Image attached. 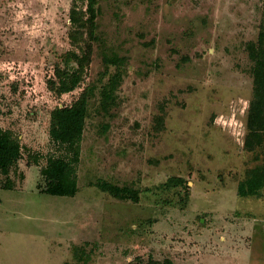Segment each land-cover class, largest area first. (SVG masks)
Masks as SVG:
<instances>
[{"label":"rangeland","instance_id":"obj_1","mask_svg":"<svg viewBox=\"0 0 264 264\" xmlns=\"http://www.w3.org/2000/svg\"><path fill=\"white\" fill-rule=\"evenodd\" d=\"M72 2L0 0V127L23 148L14 189H0V264H264V189L238 195L264 166V147L245 148L247 47L264 0H100L92 63L78 89L59 94ZM114 56L123 75L106 113ZM90 87L79 192L42 194L40 171L59 154L51 113ZM171 177L188 188L168 190ZM99 180L135 196L117 199Z\"/></svg>","mask_w":264,"mask_h":264},{"label":"trees","instance_id":"obj_2","mask_svg":"<svg viewBox=\"0 0 264 264\" xmlns=\"http://www.w3.org/2000/svg\"><path fill=\"white\" fill-rule=\"evenodd\" d=\"M99 2L100 0H73L72 2L68 34L71 49L62 56L63 68L56 70L59 94H69L78 89L92 63L93 42L97 39L96 22L100 16ZM247 50L253 63V97L247 113L245 148L248 151H254L264 147V20L258 41L248 44ZM105 62L106 65L118 66L119 71L111 76L100 92L101 108L107 113L115 103L116 91L123 75L120 68L124 62L115 56L105 57ZM93 93L92 87L87 88L73 105L52 111L49 137L51 142L58 146L59 154H51L46 166L40 171L45 182V186L39 185L42 194L54 197H75L79 192L77 164L89 113V99ZM22 150L19 139L11 131L0 127V189H14L9 177L22 159ZM2 177L5 178V182H2ZM163 186L168 190L180 186L188 188L186 181L178 177H171ZM95 187L121 200L135 196V192L130 188H121L105 180L96 182ZM263 189L264 166H261L251 170L249 177L239 184L238 195L242 198L258 196ZM82 257L84 255L77 259L82 260ZM148 264L174 263L171 260L160 262L150 258Z\"/></svg>","mask_w":264,"mask_h":264}]
</instances>
